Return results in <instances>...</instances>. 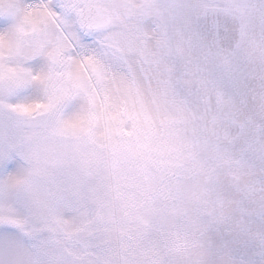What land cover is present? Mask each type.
Listing matches in <instances>:
<instances>
[{
    "label": "snow or ice",
    "instance_id": "snow-or-ice-1",
    "mask_svg": "<svg viewBox=\"0 0 264 264\" xmlns=\"http://www.w3.org/2000/svg\"><path fill=\"white\" fill-rule=\"evenodd\" d=\"M0 264H264V0H0Z\"/></svg>",
    "mask_w": 264,
    "mask_h": 264
}]
</instances>
